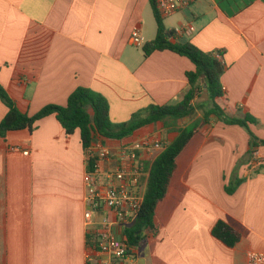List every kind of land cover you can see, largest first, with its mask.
Returning <instances> with one entry per match:
<instances>
[{"label": "crops", "instance_id": "1", "mask_svg": "<svg viewBox=\"0 0 264 264\" xmlns=\"http://www.w3.org/2000/svg\"><path fill=\"white\" fill-rule=\"evenodd\" d=\"M162 17L172 42L222 54L224 96L215 101L231 117H255L250 127L264 140V0H195ZM135 29L146 44L157 36L149 0H0V84L28 115L66 105L78 87L105 96L116 123L152 104L179 103L194 63L171 50L146 56L132 43ZM8 110L0 98V122ZM177 136L157 122L122 140L96 139L116 152L143 138L166 147ZM161 152L144 153L145 163ZM87 172L80 131L68 135L55 115L0 138V264L99 259L87 243ZM237 178L243 182L229 194ZM219 221L240 232L235 246L213 235ZM154 225L143 257L141 243L120 264H248L250 253L264 252V145L251 155L244 127L205 124L178 156Z\"/></svg>", "mask_w": 264, "mask_h": 264}, {"label": "trees", "instance_id": "2", "mask_svg": "<svg viewBox=\"0 0 264 264\" xmlns=\"http://www.w3.org/2000/svg\"><path fill=\"white\" fill-rule=\"evenodd\" d=\"M154 10L157 22V36L151 43L145 44L144 52L148 56L154 51L171 50L189 58L195 65L194 71L188 72L190 89L183 100L170 105H150L134 113L127 122L116 123L110 117V104L105 96L89 88L78 87L68 98L64 106L49 104L34 115L21 112L16 102L0 84V98L8 107V113L0 122V138H5L11 131L33 130L35 124L45 117L55 115L68 135L80 131L81 141L86 150L94 142L97 135L111 140H122L131 136L138 129L157 122H163L165 128L178 132L174 141L153 161L144 201L135 222L126 230V236L132 249L137 248L146 239V231L155 229L154 215L160 201L167 194L172 176L177 169V158L189 144L191 139L212 119L229 125H240L250 134V154L259 146L264 145L252 131L250 125L258 124V120L246 113L239 117H231L216 103V99L224 96L221 77L226 71V65L221 60V53L205 52L191 42H172L166 32L164 20L157 9V0H149ZM174 32L171 33L173 36ZM209 90L207 108L206 102L198 103L197 99L203 91L202 76ZM195 110L203 111L202 117L195 119L185 127L177 128L179 120L189 117ZM243 179H236L226 187L229 194L236 191ZM213 235L227 246H235L241 239L239 231L219 221L213 228ZM132 254V252H131Z\"/></svg>", "mask_w": 264, "mask_h": 264}, {"label": "built area", "instance_id": "3", "mask_svg": "<svg viewBox=\"0 0 264 264\" xmlns=\"http://www.w3.org/2000/svg\"><path fill=\"white\" fill-rule=\"evenodd\" d=\"M194 1L157 0V9L167 16L189 7ZM132 43L137 47L145 46L146 40L139 29L133 31ZM164 149L160 141L143 138L137 143L122 144L114 152L95 137L85 150L87 243L99 257L95 261L88 256L86 264H120L131 255L133 249L126 230L139 215L151 167L145 163L143 154ZM248 264H264V252L250 253Z\"/></svg>", "mask_w": 264, "mask_h": 264}, {"label": "rangeland", "instance_id": "4", "mask_svg": "<svg viewBox=\"0 0 264 264\" xmlns=\"http://www.w3.org/2000/svg\"><path fill=\"white\" fill-rule=\"evenodd\" d=\"M206 105H208V107H210L211 105H212V102L211 101H206ZM199 111V112H198ZM197 112L198 113H201L202 112V114H203V111H201V110H195L189 117H187L186 119V121H191V120H193L195 117H196V114H197ZM146 244L145 243H142L141 245H140V247H139V249H138V257H143V255L145 254V251H146V246H145ZM136 257H134V259H135ZM122 261H124V260H122Z\"/></svg>", "mask_w": 264, "mask_h": 264}, {"label": "water", "instance_id": "5", "mask_svg": "<svg viewBox=\"0 0 264 264\" xmlns=\"http://www.w3.org/2000/svg\"><path fill=\"white\" fill-rule=\"evenodd\" d=\"M202 82L204 84V89L199 98L197 99L198 103H203L209 100V90L207 84L205 83V76H202Z\"/></svg>", "mask_w": 264, "mask_h": 264}]
</instances>
